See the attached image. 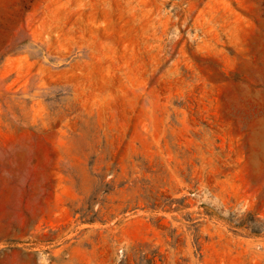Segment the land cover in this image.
Masks as SVG:
<instances>
[{"label": "rangeland", "instance_id": "1", "mask_svg": "<svg viewBox=\"0 0 264 264\" xmlns=\"http://www.w3.org/2000/svg\"><path fill=\"white\" fill-rule=\"evenodd\" d=\"M0 264H264V0H0Z\"/></svg>", "mask_w": 264, "mask_h": 264}]
</instances>
